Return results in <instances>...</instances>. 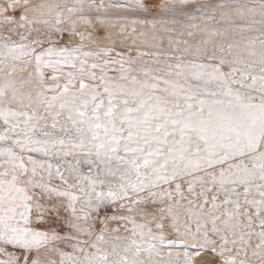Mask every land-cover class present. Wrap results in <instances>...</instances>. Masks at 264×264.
<instances>
[{"label":"snow or ice","instance_id":"obj_1","mask_svg":"<svg viewBox=\"0 0 264 264\" xmlns=\"http://www.w3.org/2000/svg\"><path fill=\"white\" fill-rule=\"evenodd\" d=\"M0 264H264V0H0Z\"/></svg>","mask_w":264,"mask_h":264}]
</instances>
